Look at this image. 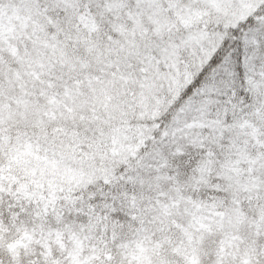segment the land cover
Listing matches in <instances>:
<instances>
[{
	"label": "snow or ice",
	"instance_id": "snow-or-ice-1",
	"mask_svg": "<svg viewBox=\"0 0 264 264\" xmlns=\"http://www.w3.org/2000/svg\"><path fill=\"white\" fill-rule=\"evenodd\" d=\"M0 264H264V0H0Z\"/></svg>",
	"mask_w": 264,
	"mask_h": 264
}]
</instances>
